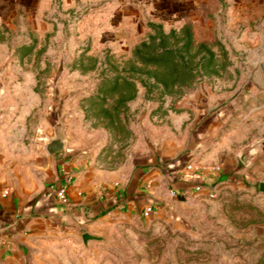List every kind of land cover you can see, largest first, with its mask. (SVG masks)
Segmentation results:
<instances>
[{
    "label": "rangeland",
    "instance_id": "rangeland-1",
    "mask_svg": "<svg viewBox=\"0 0 264 264\" xmlns=\"http://www.w3.org/2000/svg\"><path fill=\"white\" fill-rule=\"evenodd\" d=\"M175 17L125 32L116 10H51L0 30L9 122L42 147L62 131L61 151L123 182L142 172L160 200L149 216H89L49 264H264V16L250 30L222 10ZM187 155L216 174L179 198L167 174Z\"/></svg>",
    "mask_w": 264,
    "mask_h": 264
},
{
    "label": "crops",
    "instance_id": "crops-1",
    "mask_svg": "<svg viewBox=\"0 0 264 264\" xmlns=\"http://www.w3.org/2000/svg\"><path fill=\"white\" fill-rule=\"evenodd\" d=\"M51 10H116L120 29L125 32L149 14L168 22L172 15L178 19L190 10L199 17L209 10H222L230 24L238 23L240 17L250 30L254 17L264 16V0H0V30L14 25L19 17L34 25ZM260 35L264 41V28ZM5 94L0 87V264H49L54 243L87 227L89 216L119 208L142 214L148 206L154 211L158 208L160 200L146 193L149 177L142 172L123 182L95 169L81 153L64 150L49 154L46 141L42 147L39 136L28 140L18 123L9 122ZM163 155L164 161L170 160L166 150ZM179 159L183 164L177 162L170 177L186 170L189 156ZM154 161L158 163L157 157ZM210 169L211 174L203 172L208 181L216 174V168ZM167 179L171 189L179 191V198L185 192H196L189 183L179 179L175 188L169 175ZM63 187L67 203L57 196Z\"/></svg>",
    "mask_w": 264,
    "mask_h": 264
},
{
    "label": "built area",
    "instance_id": "built-area-1",
    "mask_svg": "<svg viewBox=\"0 0 264 264\" xmlns=\"http://www.w3.org/2000/svg\"><path fill=\"white\" fill-rule=\"evenodd\" d=\"M201 167H197L195 168V170H190L188 167L186 168V170L184 171L183 173V176H185L186 178H189L191 179L194 183H193V189L196 191V192H200V191H203L204 190V183L201 182V178H204L205 176L203 175V172L202 170H200ZM5 194L8 193L7 190H5L4 192ZM173 194L174 196H179L180 193L177 192L176 190H173ZM57 196L59 198V200L63 203H67L68 202V196H67V190L65 187L61 188L58 192H57ZM153 207L152 206H148L146 208H144L143 210V215L144 216H149L150 214L153 213ZM0 244H1V241H0Z\"/></svg>",
    "mask_w": 264,
    "mask_h": 264
},
{
    "label": "water",
    "instance_id": "water-1",
    "mask_svg": "<svg viewBox=\"0 0 264 264\" xmlns=\"http://www.w3.org/2000/svg\"><path fill=\"white\" fill-rule=\"evenodd\" d=\"M66 144H67L66 135L62 131H56L54 137L48 138L46 140L45 149L49 154H53L63 150ZM259 190L264 193V181L260 182ZM82 238L85 243H87L88 240L91 239L102 240L101 237L91 234L89 232H85L82 235Z\"/></svg>",
    "mask_w": 264,
    "mask_h": 264
},
{
    "label": "trees",
    "instance_id": "trees-1",
    "mask_svg": "<svg viewBox=\"0 0 264 264\" xmlns=\"http://www.w3.org/2000/svg\"><path fill=\"white\" fill-rule=\"evenodd\" d=\"M168 175V174H167ZM169 178L171 179V182H175V181H177V180H181V181H184V182H186V183H189V184H191L192 185V187H193V181L191 180V179H189V178H186L185 176H183V175H177V176H174V178H173V176L172 177H170L169 176ZM201 180V182H203L204 183V185L205 184H212V182H211V180L210 181H208L207 179H205V178H201L200 179ZM194 188V187H193ZM175 190V189H174ZM177 192H179L178 190H176Z\"/></svg>",
    "mask_w": 264,
    "mask_h": 264
}]
</instances>
